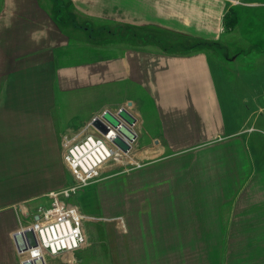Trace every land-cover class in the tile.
Listing matches in <instances>:
<instances>
[{"label": "crops", "instance_id": "1", "mask_svg": "<svg viewBox=\"0 0 264 264\" xmlns=\"http://www.w3.org/2000/svg\"><path fill=\"white\" fill-rule=\"evenodd\" d=\"M242 1L260 3L0 0V264H21L13 235L51 203L50 192L70 184L64 136L102 135L91 124L99 108L124 105L137 118V137L128 152L116 148L102 171L121 153L127 162L143 160L111 175L131 179L145 168V195L129 196L137 181L121 193L112 184L108 195L103 186L93 196L94 216L72 198L86 217L102 219L94 222V244L118 260L114 252L126 243L127 264L134 250L136 264H176L187 251L203 252L205 264H216L214 252L217 264H264V149L249 152L250 137L232 123L213 69L219 56L236 62L242 53L223 51L237 41L223 38L231 32L226 13L239 12ZM91 26L110 35L122 26L123 37L102 43ZM107 91L118 94L87 105ZM86 226L80 254L90 245Z\"/></svg>", "mask_w": 264, "mask_h": 264}, {"label": "rangeland", "instance_id": "2", "mask_svg": "<svg viewBox=\"0 0 264 264\" xmlns=\"http://www.w3.org/2000/svg\"><path fill=\"white\" fill-rule=\"evenodd\" d=\"M259 1L260 3L258 5L245 4L242 1L238 6L239 12L236 8H231L227 17L225 16L226 23L228 21V25L226 24V27L231 32L227 31V35L223 38L226 39L227 36H229L230 39L232 38L237 41L235 43L230 42L228 46L224 47L225 50L223 51L227 52V56L231 58H233L234 55H237L239 50H242V53L237 55L238 59L236 62L232 59L230 61L227 60L225 56L224 58L226 59L223 60V57L219 56L220 58H217L214 61L213 68L220 100L221 102H231L230 106L224 105V107L226 111L230 113L233 112L232 123L238 124L237 127H240L241 130H245L244 137H250V139H247L246 145L251 153L254 146L264 149V110L261 112L259 110V107L263 104L262 102H264V0ZM63 23L67 24L66 29L72 28L67 22ZM71 23L78 24L77 22L72 21ZM116 25L117 24L114 26ZM121 27L122 26L112 28V30L115 31V35H110L108 33L110 28L106 31H102L99 26H91L90 32L96 39L101 38L103 43L104 41L114 40V36L116 35L123 37L121 35L123 30L120 31ZM109 87L112 88L111 86ZM117 94V91L103 92L102 96L97 98L99 102H88L87 105H99L103 103V101L112 100ZM103 111L104 109L102 106L98 110V115ZM130 156H132V154ZM110 162V164L108 163L110 166L104 168L101 173V179H106L104 183L101 185L98 184L99 182L93 183L82 189L80 192L74 194V197L72 196L69 199V201L72 198L74 200L82 199L81 203L84 205L83 209H85L86 212H89V215L94 216L100 213L98 211L99 209L94 211L93 196L95 195V198H97L99 193L101 194V191L98 192V189L103 190V186L105 190H107L106 193L108 195V190H111L110 187L112 184H118L119 193H121V188L126 182L129 183V181H137L139 184L135 185L136 187H134V191L128 192L129 196L145 195V188L140 185L142 184L143 179L145 180V168L135 171L132 174L131 179L123 173H118L113 176L111 175L122 169H127L129 166L130 168H133L136 166L135 163L143 164V160L127 162V159H125L121 153L117 159H113ZM140 210L145 211V203L140 205ZM81 211L84 210L81 209ZM93 216L84 218V226L87 224L86 227H88L91 235L89 238L90 245H86L81 254L78 251L79 249L73 254H71V252H69V254L60 253L61 255L57 257H50V254H46L45 257L50 263L66 264L69 260H71L70 264H96V257L100 258V255H106V258H103V262L98 264H127L126 261L128 258L123 257L125 254L124 249H127L126 243L120 245V247H122L120 251L116 253L114 252V254H120V258L118 260L109 255L110 249L108 247L103 248L98 243H96V245L94 244V222L102 219H96ZM141 237L145 238V234L142 236L140 234L138 236V238ZM107 246L109 245L107 244ZM134 255L135 258L133 260V264H136L139 262L138 259L141 252L139 250H134ZM203 255L204 253L201 251L179 252L176 264H205L206 257ZM214 255L215 258L213 262L217 264V252H214ZM81 257L85 259L83 262L80 261Z\"/></svg>", "mask_w": 264, "mask_h": 264}, {"label": "built area", "instance_id": "3", "mask_svg": "<svg viewBox=\"0 0 264 264\" xmlns=\"http://www.w3.org/2000/svg\"><path fill=\"white\" fill-rule=\"evenodd\" d=\"M115 130L102 135L70 132L64 136V159L72 181L59 190L50 192L51 203L39 209L38 217L22 229L31 228L37 245L20 252V261L34 260L46 254L56 255L82 248L87 243L84 230L86 217L69 199L87 186L101 179L102 167L117 157ZM111 145H110V144ZM120 152H122L119 149Z\"/></svg>", "mask_w": 264, "mask_h": 264}, {"label": "water", "instance_id": "4", "mask_svg": "<svg viewBox=\"0 0 264 264\" xmlns=\"http://www.w3.org/2000/svg\"><path fill=\"white\" fill-rule=\"evenodd\" d=\"M132 104L128 102V106ZM137 118L128 110L126 106H121L116 112L105 109L97 115L91 124H93L101 133L106 134L110 130H115L113 143L122 151L128 152L132 143L135 141L137 134L133 129ZM38 217V216H37ZM16 247L19 252L27 250L29 247L37 245V237L31 228L22 229L13 235ZM23 264H47L45 257L34 260L24 261Z\"/></svg>", "mask_w": 264, "mask_h": 264}, {"label": "trees", "instance_id": "5", "mask_svg": "<svg viewBox=\"0 0 264 264\" xmlns=\"http://www.w3.org/2000/svg\"><path fill=\"white\" fill-rule=\"evenodd\" d=\"M230 12V11H229ZM229 12H227L226 14L228 15L229 14ZM227 15H226V17H227ZM225 24H227L228 25V21H227V23H226V18H225Z\"/></svg>", "mask_w": 264, "mask_h": 264}]
</instances>
